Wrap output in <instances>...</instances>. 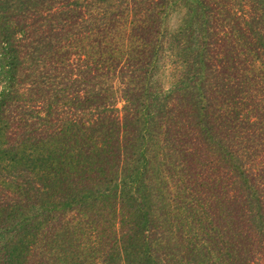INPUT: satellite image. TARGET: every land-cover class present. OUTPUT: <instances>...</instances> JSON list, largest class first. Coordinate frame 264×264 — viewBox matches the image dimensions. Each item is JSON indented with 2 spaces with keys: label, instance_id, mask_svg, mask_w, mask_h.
Masks as SVG:
<instances>
[{
  "label": "trees",
  "instance_id": "obj_1",
  "mask_svg": "<svg viewBox=\"0 0 264 264\" xmlns=\"http://www.w3.org/2000/svg\"><path fill=\"white\" fill-rule=\"evenodd\" d=\"M0 264H264V0H0Z\"/></svg>",
  "mask_w": 264,
  "mask_h": 264
},
{
  "label": "rangeland",
  "instance_id": "obj_2",
  "mask_svg": "<svg viewBox=\"0 0 264 264\" xmlns=\"http://www.w3.org/2000/svg\"><path fill=\"white\" fill-rule=\"evenodd\" d=\"M180 9H181V8H180ZM182 12H183V9L173 12V13H172V16H173V17H172L170 23L175 24V23H176V19H177L179 16L182 15Z\"/></svg>",
  "mask_w": 264,
  "mask_h": 264
}]
</instances>
